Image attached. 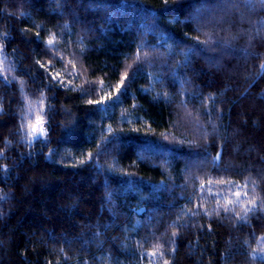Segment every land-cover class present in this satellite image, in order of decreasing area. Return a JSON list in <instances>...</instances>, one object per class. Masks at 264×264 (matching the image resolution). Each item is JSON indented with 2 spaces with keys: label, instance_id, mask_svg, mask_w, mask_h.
Instances as JSON below:
<instances>
[{
  "label": "trees",
  "instance_id": "1",
  "mask_svg": "<svg viewBox=\"0 0 264 264\" xmlns=\"http://www.w3.org/2000/svg\"><path fill=\"white\" fill-rule=\"evenodd\" d=\"M0 264H264L260 0H0Z\"/></svg>",
  "mask_w": 264,
  "mask_h": 264
},
{
  "label": "snow or ice",
  "instance_id": "2",
  "mask_svg": "<svg viewBox=\"0 0 264 264\" xmlns=\"http://www.w3.org/2000/svg\"><path fill=\"white\" fill-rule=\"evenodd\" d=\"M260 3L262 5H264V0H260ZM51 43H52V41H49V44H51ZM37 127H39V131L41 133L44 131V129H43V118L42 117L38 118L37 121H36V123H35V125H33V127H32V133H36ZM236 196L239 197L240 196V193L237 192L236 193Z\"/></svg>",
  "mask_w": 264,
  "mask_h": 264
}]
</instances>
